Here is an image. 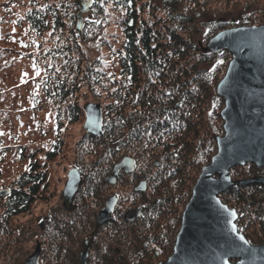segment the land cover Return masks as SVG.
I'll list each match as a JSON object with an SVG mask.
<instances>
[{
  "label": "trees",
  "instance_id": "1",
  "mask_svg": "<svg viewBox=\"0 0 264 264\" xmlns=\"http://www.w3.org/2000/svg\"><path fill=\"white\" fill-rule=\"evenodd\" d=\"M14 1L21 3L20 0H9L4 3L5 9ZM29 1L31 7L26 11L25 21L35 38L33 41L37 42L49 33L53 41L48 40L55 43L41 52L42 57L50 61L46 63L47 75L41 87L47 98L60 105L66 102L68 91L76 88L74 68L80 64L76 56L82 53L78 35L74 30L71 32L75 38L68 34L66 24L69 19L71 21L72 13H68L69 4H64L63 0ZM110 1L122 14L123 39L115 52L118 77L111 76L114 84L106 88L109 95L102 105L107 117L103 123L104 134L111 144L104 145L103 149H108L109 154L126 148L130 151L140 148L151 152L165 151L159 154L167 158L160 166L150 163L146 167L149 174L152 169H157L158 175H147L149 187L153 188L156 197L148 202L147 210L153 215L174 217L175 212L180 211L176 208L186 205L191 192L183 193L175 172L172 173L174 177L171 174L162 180V170L171 164L174 171L186 173L191 167L198 172L202 165L211 161L217 151V135L223 134L220 110L224 100L216 93V87L232 56L228 51L204 52V44L225 29L263 25L264 0ZM102 6L101 0H93L91 8L101 11ZM71 7L75 9L72 14L75 23L79 10L75 0ZM65 111V116L71 120L83 113L78 102H69ZM95 138L105 140L103 136ZM171 153L175 163L169 159ZM230 173L234 180L247 179L264 176V167L248 163L234 167ZM43 182V171L36 176L27 172L19 177L18 186L12 185L7 195H0V206L5 209L0 214V237L4 240L0 248L7 247L1 252L6 258L8 255L10 258L11 247L19 239L9 228L11 219L18 213L17 209L23 212L19 207L27 210L40 193ZM159 189H163L162 195ZM220 197L238 211L239 231L251 243L264 244V185H237ZM176 218L178 224L182 217ZM154 220L156 226L164 228L163 222L157 225L158 218ZM149 221L152 223L153 220ZM248 225L257 230L252 231ZM147 229L155 228L151 225ZM172 233L171 236L166 233L162 238L159 255L164 259L173 251Z\"/></svg>",
  "mask_w": 264,
  "mask_h": 264
},
{
  "label": "rangeland",
  "instance_id": "2",
  "mask_svg": "<svg viewBox=\"0 0 264 264\" xmlns=\"http://www.w3.org/2000/svg\"><path fill=\"white\" fill-rule=\"evenodd\" d=\"M8 1L0 0V191L8 190L12 185L18 186L19 177L27 172L36 176L38 173L46 171L49 175L47 188L43 189L41 184V190L37 196L40 199L36 203L34 202L28 212L14 216L11 219L9 228L15 231V238L18 237L19 239L14 241L11 247L10 258L9 255L7 258L3 254L1 255L3 247L6 246L0 248V264H23L27 255L33 251L36 244L40 243L42 239L43 231L40 225L44 223L42 220L43 214L49 209L58 208L60 205L59 198L68 179V174L73 168H81L86 175H90L94 171L97 185L103 186L102 175H106L107 171H110L113 162L116 163L123 156L139 158L138 167L144 168L146 175L154 177L158 176L156 174L157 169H152L149 174L146 167L150 163L153 166L158 163L160 166L161 161L167 158L159 155L160 153L164 154L165 151H143L142 148L138 151L136 149L130 151L127 148L114 150L109 154L108 149H103L104 145L108 146L110 144L107 141L106 134L103 135L105 140L100 141L95 138V135L92 138L91 134L86 132L84 128L86 121L84 107L89 102L101 105L103 119L106 121L107 117L103 108L109 95L106 88H110L114 84L110 80L112 79L111 76L118 77L119 73L115 52L121 46L120 42L123 39L120 28L122 14L115 8L112 1L101 0V4L103 3L101 11L100 8H91V5L90 10L84 15L82 31L79 33L77 30L78 19L73 23L74 19L72 17L75 12V9L71 7L74 0H63L64 4H69L68 13H72L70 15L71 21L69 19L66 24L68 34L72 37L74 34L71 31L74 30L78 35L82 53L76 56L77 61H80L79 67L77 65L74 68V75L77 76L76 88L68 91L69 96L66 102L60 105L53 102L52 98H47L41 87L42 80L47 75L46 63L50 62L42 57L41 52L52 47L55 43L48 40L50 38L49 33L44 38L37 39V42L33 41L35 38H32L29 25L25 21L26 11L31 7L29 0H20V4L18 1H14L13 5L11 3L5 9L4 3ZM78 11L76 12L78 13ZM231 11L232 13L235 11L241 13L239 10ZM14 13L17 15H14ZM68 34L65 33L67 37ZM50 39L53 41L52 37ZM107 82L108 86L106 85ZM69 102L72 104L78 102L83 111L82 114L72 120L65 116V108L69 105ZM224 106L225 101L222 109ZM222 109L220 110V116ZM222 122L223 134L217 136L224 135L223 119ZM98 149L100 150L98 151ZM173 156V153L169 155L171 163L176 161ZM207 164L202 165L198 172L188 167L186 173L179 170L174 171L175 168H170L171 164L170 166L164 164L166 169L162 170L161 177L164 180L175 172V175H178L175 179L179 180H176L179 188L185 191H183L184 194L190 190L192 196L193 187L202 168ZM123 188L121 185L118 186V190L113 187L116 190L115 192L124 198L122 210L130 211L133 209V205L137 203L136 195L132 186L127 191H124ZM119 190H122V192ZM161 190L163 189H159L158 192L162 195ZM103 192L107 194L112 193L113 190L104 189ZM153 192V188L149 187L148 193L145 195V197L150 196V201L156 199ZM186 205L176 208L180 211H176L174 217H172L171 223L173 224L170 227L174 225V232L172 233L174 244L181 227L180 220L176 224V217H182ZM3 210L5 209L0 206V214ZM159 216V214L146 213L144 223L146 231L152 225L155 228V235L161 232L158 238L164 237L166 233L171 236L170 227L161 228L150 223V219L155 221L154 219L159 218ZM249 226L253 231L255 227L253 225ZM31 229L33 234L30 238H27ZM255 230L257 229L255 228ZM150 235L149 232L145 237L140 234L134 242L135 249L134 246L130 248L131 264H159L165 262L171 256L172 253L165 259L160 255L153 258L157 254L152 247L153 245L148 246L147 249L143 247L144 240L148 241L147 238ZM128 238L131 240V235ZM152 238L155 239L152 236L149 240ZM3 242V238L0 237V244ZM174 244H172L173 247ZM112 245L116 246L117 243L113 241Z\"/></svg>",
  "mask_w": 264,
  "mask_h": 264
},
{
  "label": "water",
  "instance_id": "3",
  "mask_svg": "<svg viewBox=\"0 0 264 264\" xmlns=\"http://www.w3.org/2000/svg\"><path fill=\"white\" fill-rule=\"evenodd\" d=\"M79 6L77 30L82 31L84 15L93 0H75ZM204 52L228 51L232 58L216 88L225 101L221 111L224 135L218 136L217 153L205 165L192 190L171 256L159 264H264V244H252L239 231V214L223 202L220 195L237 185H264V176L234 180L231 170L248 163L264 167V24L222 30L209 39ZM86 132L103 136V109L89 102L84 107ZM132 157L115 165L107 182L115 183L120 171L135 169ZM158 165V163L156 164ZM81 184L77 168L69 172L65 194L74 195ZM146 182L137 190L144 191ZM1 190L0 195H7ZM112 197L100 212L95 232L116 205ZM140 215V208L130 211L127 219ZM93 233V235L95 234ZM25 264H32L28 260Z\"/></svg>",
  "mask_w": 264,
  "mask_h": 264
},
{
  "label": "flooded vegetation",
  "instance_id": "4",
  "mask_svg": "<svg viewBox=\"0 0 264 264\" xmlns=\"http://www.w3.org/2000/svg\"><path fill=\"white\" fill-rule=\"evenodd\" d=\"M132 158L136 163L134 171H120L115 183L111 184L107 182V178L113 174L115 165L121 162L122 159L116 163L113 162L110 171H107L106 175H102L103 186L97 185L94 171L92 174L86 175L81 168L76 167L81 177V184L76 193L70 196L65 194L67 179L59 198L60 205L58 208L49 209L43 214L42 220L44 223L40 225L43 231L42 239L40 243L36 244L33 251L27 255L23 264L28 260L32 261V264H121V262L122 264H131L130 248L134 246V242H136L140 234L142 237H145L148 232L151 235L148 236V241L144 240L143 247L147 249L148 246L151 247L153 245L152 247L157 253L153 258L159 257L163 236L158 238L161 232L155 235V229L146 231L144 224L146 221L145 215L149 213L147 204L150 201V196L145 197L149 189L147 175L144 168L138 167L140 159ZM156 164L155 166L159 165ZM43 174L44 182L42 185L43 189H46L49 175L46 171H43ZM142 182H146V189L144 191L137 190ZM120 185L124 187V191H127L132 186L133 192L136 195L137 203L133 205L134 207L130 211L140 208V215L133 220L127 219V214L130 211L122 210L124 198L115 192ZM104 189H111L115 193L109 192L105 194L103 192ZM119 191L122 192V190ZM112 197L117 199L116 205L108 218L95 232L98 216L106 206L107 201ZM39 199L38 197L34 198L26 211L22 207H19L23 212L17 209L18 213L15 216L28 212L34 202L36 203ZM155 212L158 211L156 210ZM162 222L164 223V228H168L169 225L173 224L171 223L172 217L159 216L157 225ZM152 223L155 224L156 222L152 221ZM173 229L174 225L169 229L171 233L174 232ZM94 232L95 234L93 235ZM32 234L31 229L28 237L30 238ZM130 235L131 240L128 238ZM152 236L156 240L153 238L149 240ZM113 241L117 243L116 246L112 245Z\"/></svg>",
  "mask_w": 264,
  "mask_h": 264
},
{
  "label": "snow or ice",
  "instance_id": "5",
  "mask_svg": "<svg viewBox=\"0 0 264 264\" xmlns=\"http://www.w3.org/2000/svg\"><path fill=\"white\" fill-rule=\"evenodd\" d=\"M39 74V73H38Z\"/></svg>",
  "mask_w": 264,
  "mask_h": 264
}]
</instances>
